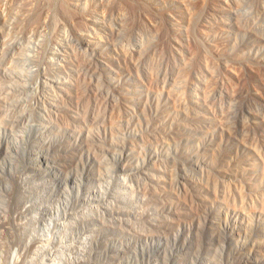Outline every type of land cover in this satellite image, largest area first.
<instances>
[{"label": "rangeland", "instance_id": "374dc122", "mask_svg": "<svg viewBox=\"0 0 264 264\" xmlns=\"http://www.w3.org/2000/svg\"><path fill=\"white\" fill-rule=\"evenodd\" d=\"M0 264H264V0H0Z\"/></svg>", "mask_w": 264, "mask_h": 264}, {"label": "bare ground", "instance_id": "6f19581e", "mask_svg": "<svg viewBox=\"0 0 264 264\" xmlns=\"http://www.w3.org/2000/svg\"><path fill=\"white\" fill-rule=\"evenodd\" d=\"M10 182L12 184V188L10 189V191L6 194V198L4 200V205L7 207H10L13 203V197H14V191H13V185L15 183L14 178L10 179ZM11 215V212H10Z\"/></svg>", "mask_w": 264, "mask_h": 264}]
</instances>
